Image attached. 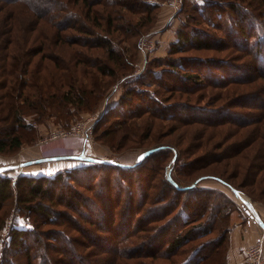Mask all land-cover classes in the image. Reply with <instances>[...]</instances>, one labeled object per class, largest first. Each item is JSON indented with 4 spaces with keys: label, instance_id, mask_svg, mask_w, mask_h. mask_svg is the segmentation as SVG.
<instances>
[{
    "label": "rangeland",
    "instance_id": "374dc122",
    "mask_svg": "<svg viewBox=\"0 0 264 264\" xmlns=\"http://www.w3.org/2000/svg\"><path fill=\"white\" fill-rule=\"evenodd\" d=\"M18 1L7 3L0 2V59L6 52L10 54V49L13 47L16 48L14 49L17 52L16 56L21 57L15 66L17 68V81L28 79L31 71L36 68H39L38 74L43 75L46 68L45 66L53 67L56 64L51 58L63 56L65 60L68 61L69 57L73 55L77 49L84 50L85 53L87 52L86 55H90L92 58L95 57V59H99L98 56L100 55L104 58L105 51L103 49L86 51L75 43L70 44L71 40H76V38H87V36H89L88 34L76 32L71 27L59 30V27H54L51 23L50 25L44 20H39L35 15L30 17L31 15L29 12L31 11L28 10L27 7L25 8L24 4L18 3ZM107 1L109 2L112 0ZM125 1L127 2L128 0ZM203 1L204 0H130V3L135 5L134 8L117 7L114 13L115 17H113L114 20H112L109 26L107 18H99V21L96 20L98 25L95 23L96 21H93L92 15L87 12L89 9L88 5L85 4V0H58V2L65 5V7H62L64 9H58L56 11L58 15L60 14L58 18L63 17L64 23H74V25H77L81 29L98 34V39H109L113 46L124 48V57H126L130 63L127 64L125 62V69H120L116 66L115 69L118 73L115 76L103 77V82L106 81L107 86L104 90V95L97 104H92V107L87 109L84 107L80 108L74 104H68V106H70V115L66 117L68 118L67 121H56V109L52 106L47 108V112L43 116L29 113L24 117V120L33 126L32 130L28 129L23 131L18 127L16 131L17 133L19 132L21 137L20 146L16 149L7 147V149L0 151V167L13 166L0 172V177H8L10 180L17 179V183L11 185L12 187L10 186V197L4 200L3 206L0 208V264H3V262H7V264H26L28 258L27 251L30 253V258L35 264H60V255L63 253L66 254L64 260H61V264H63L64 261L70 262V259L77 262L78 260L76 261L74 255L77 253L81 254L82 251H91V254H88V259L94 264H111V259L115 258L116 253H102L101 248L106 245L107 241L103 243L100 242L99 244L96 243L95 245V243H92L93 241L87 242L84 240L83 236L89 233L85 231V227L92 229L97 235L98 232L99 235L102 233L92 224L84 226L83 219H79V216L84 215L80 214L76 209L79 204L76 207L72 205L77 197L78 199H82L83 197L90 196L93 192V187L94 190L99 193L98 198H101V196L103 197L105 195V189H109L108 180L112 183L118 182L119 180L124 182L125 180L133 179L132 177L136 171L132 169L128 171L118 170L117 172L114 168L92 163L89 159L99 158L102 161H116L131 165L139 159V155L144 149L155 144L168 143L169 145L183 149L184 146H187L192 141L189 142L188 136H184L181 140L179 135L183 133L182 131L199 130L201 126H199L198 123L183 125L182 122H180L181 117L191 114H202L200 116L202 117L204 114H211L209 112L205 113V109H211V107L215 108L219 105L227 107L225 106V102L219 99L214 100L211 96H215L218 91L227 92L232 86H225L222 88L203 86L200 90L185 92L183 90L184 88L188 89L192 86L184 73L188 71L195 73L193 70H196L201 73L204 80L213 81L223 79L224 75L220 76V73H218L219 76L218 74L212 75L208 73V66L212 63L210 61L216 58L222 59L225 61L224 63H229V65L242 64L248 72L255 67V58L253 55L246 53L248 47L241 40V36H238V33L242 36L244 34L250 35L247 37V40L244 36L242 37L248 43L254 42L258 38V36H254V33L259 34L261 41H264V0H233L239 2L241 6H249L248 9L252 10V16L257 21L256 23L253 19L254 25L250 22L251 17L249 15L243 20L239 12L233 13L232 10L225 9L223 5L227 6L228 0H207L210 1V4L215 1H217V3L218 1H222L223 4L219 6L216 5L214 10L217 9V13L208 15H206L205 11L203 12L201 9H198L200 6H203ZM233 1L230 0V2ZM250 1H252V3H250ZM141 2L146 4V8ZM128 3L129 1L125 3V5L128 6ZM204 6H206V4ZM103 7L104 5L101 3L94 4L93 6V8L98 10H103ZM177 7H179V9L182 7V9L179 11ZM9 16L15 17L8 19ZM36 21H38V25L36 28L31 29V26H33ZM249 26L253 28L252 31L248 28ZM11 27L14 30L18 29L19 32L17 35L20 39L17 38L16 40V38H12V35L15 34L14 32L7 35V31ZM178 30L182 32L183 30H193L196 34V38L200 37V40L201 38H203V40L208 38L207 42L209 41V44H212L211 46L213 48H199L195 40L185 42L182 41L183 39H178ZM41 31H43V34H41L43 35L42 38L39 35ZM143 36H146L148 46H150L145 54H143L137 46V41ZM22 37H24L23 40H21ZM14 41H16L15 44ZM40 41L42 43H40ZM176 41L179 42L176 43ZM40 46H42V49ZM173 47L177 48V50L170 53L169 50ZM255 49L258 48L256 47ZM34 52L36 54L32 55ZM257 53L259 54L260 52L257 51ZM263 53L264 48L262 49V55ZM43 54L45 56H42ZM124 57L123 61L125 60ZM196 57H200L202 60ZM27 59H29V61L24 63L25 66L21 64ZM173 59L178 60V72L174 66L171 68V66L168 65V61H173ZM205 60L207 61L205 62ZM4 62L9 66L5 69V72H7L10 68V65H8L10 61L7 59V61ZM70 63H72V61ZM199 65H201L202 68L198 69ZM41 66L42 69L40 68ZM78 66H83V64H78ZM26 68L27 71H24ZM163 68L171 70H166V72L165 70H161ZM143 70L144 72L142 74ZM2 73L0 69V83L5 79L14 82V79H12L10 75ZM149 73H152L151 77ZM153 75L160 76V78L155 80ZM250 85L254 86L252 92H262L261 94L258 93V98H261L262 95L264 96V92L262 91L264 90V85L262 83L257 84L254 82ZM131 86L144 89L143 95H148L149 97H155L156 94L154 93V89L159 90L160 87L174 86V89H179L174 92H161V96L166 98L167 101L165 103L167 105L164 107L154 108L151 106L150 108V106L147 105L148 102L143 98V95L140 97L142 101H137L139 108L145 109V107H147L152 113L157 115L159 114L158 112L163 111L166 117L171 118L165 117L161 119L157 118L155 115H149L146 112L139 116L123 115V113L128 114L130 110L123 108V106L120 109L116 107L119 106L120 99L125 94V89ZM238 86L240 90L246 87V85ZM114 87L116 89H113ZM146 88L150 90V94L147 93ZM2 90L3 89H0V92ZM0 98L5 97L1 96ZM134 98L136 97L132 95L130 100ZM200 106H203V108H200ZM107 108L109 110L105 115L109 122L102 126L109 125L108 123L112 121V123H114V126L112 124V128L118 129L115 133L116 136H110V138L101 137V134H99L100 129L95 128L96 119ZM226 110V108L222 110L224 115H226V112H229L230 109ZM235 110L244 113L243 109L235 108ZM1 114L0 116L4 115L2 112ZM7 122L8 121H2L0 119V138L4 137L9 131L11 132L12 125ZM73 127L74 130L71 131ZM126 127L131 130L128 131L125 129ZM245 129L246 128H241L240 134H243ZM84 133L87 135H84ZM179 139L180 141L176 142ZM249 149L250 150L247 149L244 151V153L254 152L251 151V148ZM244 153H241V156L238 155V159L240 158L241 161L244 159ZM176 157L172 165H166L165 167V172L167 174L171 173L175 177L179 174L177 166L185 163L184 155H180L179 153ZM223 159H226V156H224ZM223 165L222 163H214L208 168L219 170L221 167L220 169L223 171ZM66 169H70L71 175L66 178L67 180L65 182L62 181L59 185L52 183L50 186H48L47 181L42 183V187L45 189L47 187L48 192H46V194L32 196V198H29L30 200L25 201L24 204L22 201L24 197L22 196L26 191L23 192V188L28 190L32 182H37L28 178L31 177L35 179L36 177L43 176L50 178L57 172H60V170ZM160 173H162V170ZM190 175H187L186 179H183V183H187L192 179L194 175ZM235 178L240 181L241 188L246 190V192H254V194H252L253 197H251L244 191H240L243 196H246L248 201L252 202L255 209L253 212L256 213L259 211L264 214V180L261 182H252L249 180V175L243 177L241 173L239 176H235ZM161 179L151 176L143 178L142 182L145 183L143 190L149 192L154 191L155 195L161 194L162 191L158 190L162 188L163 182ZM148 184L156 185L157 188L148 189ZM195 184L200 188L205 189L206 187L217 191H223L234 204L235 209L231 214L243 217V221L245 217L249 218L245 209H249L250 206L238 199L236 192L239 191L227 187L221 181L219 182L210 176H205V178L197 181ZM88 185L93 187L88 189ZM118 185H120V182H118L117 187ZM121 185L124 186L122 183ZM133 191L135 197L140 194V189L137 188V186H135ZM120 192H122L121 198L125 200L127 192L123 191V189ZM105 199H107V195ZM61 201H66L68 206H63V202ZM19 203L32 206V215L29 216V213L27 214L30 219L22 215L19 216L16 208ZM119 204L120 203H117L115 205L112 201V205L115 206V209L121 210L122 206ZM133 205H136L135 202ZM164 207L165 205L162 203V210ZM38 210L43 211V213L41 214ZM122 215L123 213H115L114 218L118 219ZM256 218L257 217L254 215V220ZM33 225L35 227L34 231L30 233L27 230H31ZM13 226H20L27 230L21 236V244H11L8 246V242L12 240L11 235ZM52 237H58L57 241L53 239L55 241L53 242ZM101 238H104V235H102ZM109 241H111V239ZM80 242L89 245L92 243L93 245L81 246ZM47 243L49 244L45 246ZM62 244H64V249L61 250L60 247H62ZM97 245L100 249L94 247ZM189 245L190 243L186 244L183 248L184 252L181 255L178 254L176 257L170 256L168 259L164 258V260L149 257L144 258L143 260L145 262L143 263H177L191 252ZM109 247L110 246H106L107 249H109ZM189 255H191V253H189ZM245 256L248 263L251 264L246 253ZM45 258H47V260ZM119 259H121V257Z\"/></svg>",
    "mask_w": 264,
    "mask_h": 264
},
{
    "label": "trees",
    "instance_id": "16d2710c",
    "mask_svg": "<svg viewBox=\"0 0 264 264\" xmlns=\"http://www.w3.org/2000/svg\"><path fill=\"white\" fill-rule=\"evenodd\" d=\"M12 1L18 0H0L1 3ZM85 1L89 9L87 12L92 15L93 21H99V18H107L109 26L112 20H114L113 17H115L114 13L117 7L131 9L135 6L130 3V0H128V6L125 5V3L128 2L125 0H112L109 2L107 0ZM18 3L24 4V7H27L28 10L31 11L29 12L31 15L30 17L35 15L39 20H44L49 24L51 23L54 27H59V30L71 27L76 32L88 34L89 36H87V38H76V40H71L70 44L75 43L86 51L103 49L105 51V56L103 58L100 55L98 56L99 59H95V57L92 58L90 55H86L87 52L85 53L84 50L77 49V51L69 57L68 61H66L63 56L51 58L56 64L53 67L45 66L46 68L44 67L45 72L43 75L38 74L39 68H36L31 71L28 79L17 81V68L15 66L21 57L16 56L17 52L14 50L16 49L15 47L10 49V54L7 52L3 54L0 59L1 73L3 71V73L10 75V77L14 79V82L5 79L0 83V89H3L0 92V97H5L0 98V114L1 112L4 113L3 116H0V119L2 121H8L7 123L12 125L11 132L9 131L5 134V138H0V151L7 149V147L16 149L20 146L21 137L19 132L17 133L16 131L18 127L23 131L28 129L32 130L33 126L24 120V117L29 113L43 116L47 112V108L52 106L56 109V121H67L68 118L66 117L70 115V106H68V104H74L75 106H79L80 108L84 107L85 109L91 108L92 104H97L104 95V90L107 86V82H103V77L115 76L118 73L115 69L116 66L120 69H125V62L127 64L130 63V61L124 57V48L113 46L109 39H98V34L81 29L77 25H74V23H64L63 17L58 18L60 14L58 15L56 11L58 9L62 10L64 9L62 7H65V5L58 2V0H19ZM99 3L104 5L103 10L93 8L94 4ZM141 3L146 8V4L143 2ZM216 3L217 1L210 4V1L204 0L202 3L203 6H200L198 9H201L203 12L205 11L206 15L211 13L215 14L218 12L217 9L214 10L216 5L219 6L222 4V1ZM250 3H252V1H250ZM205 4L206 6H204ZM223 7L232 10L233 13L239 12L243 20L249 15L251 17L250 22L254 25V19L257 23L256 19L252 16V10L248 9L249 6H241L237 1L230 2V0H228V5H223ZM12 17L9 16L8 19ZM38 21L31 26V29L36 28ZM97 21L95 23H97ZM251 27L249 26L248 28L252 31L253 28ZM178 31V39H183L182 41L190 42L195 40L199 48H213L211 46L212 44H209V41L207 42L208 38L206 40H203V38L200 40V37L196 38V34L193 30ZM13 32L15 34L12 35V38H16L17 40V38H19L17 35L19 32L18 29L14 30L11 27L7 31V35ZM41 34H43V31L39 34L42 38L43 35ZM238 34L248 47L246 53L253 55L255 58L254 69L248 72L242 64L229 65V63H224L225 61L222 59L216 58L210 61L212 63L208 66V73L212 75L220 73V76L224 75L223 79L213 81L204 80L201 73L196 70H193L195 73H191L192 71L184 73L192 86L189 87L190 89L184 88L183 90L185 92H194L202 89L203 86L222 88L232 85L229 91H218L215 96H211L214 100L219 99L225 102V106L227 107L219 105L215 108L211 107V109H205V113L209 112L211 114H204L202 117H200L202 114H191L181 117L180 122H182L183 125L198 123L199 126H201L199 130H184L182 131L183 133L179 135L181 140L184 136H188L189 142L192 141L190 144L184 146L183 149H179L176 146L175 149L174 146L168 143L155 144L144 149L139 155V159L131 165L116 161V163H113V161H102L99 158L89 159L92 163L109 166L110 168L116 169L117 172L118 170L128 171L132 169L136 171L132 177L133 179L125 180L124 182L119 180L118 182H120V185H118V187V182L112 183L108 180L109 184L106 183L110 187L108 186L109 189H105V195L103 197L101 196V198H98L99 193L94 190V187L88 185V189L93 187L92 194L82 199H78L77 197L72 205L76 207L79 204L76 209L80 214L84 215L79 216V219H83L84 226L92 224L102 233L99 235L98 232L97 235L92 229L85 227V231L89 232L86 233L85 236L89 239L83 236L84 240L87 242L93 241L92 243H95V245L96 243L99 244L100 242L103 243L107 241L106 245L101 248L102 253H116L115 258L111 259V264H145L143 263L145 262L143 260L144 258L150 257L164 260V258L168 259L170 256L176 257L178 254L181 255L184 252L183 248L188 243H190L189 247L191 248V252L189 253H191V255L188 253L187 256L179 261L181 263L177 262L173 264H227L226 257L229 248V230L231 226L230 216L235 209L234 204L223 191H217L206 187L205 189L200 188L192 183L202 180L205 176H210L219 182L221 181L229 188H233L239 192L244 191L247 195L253 197L252 194H254V192H246V190L241 188V183L239 180H236L235 176H239L241 173L243 177L249 175V180L252 182H261L264 180V96L262 95L261 98H258V93L261 94L262 92H252L254 86L250 85L254 82L264 85V53L262 55L264 41H261L259 34L254 33V36H258V38L254 42L248 43L246 40L250 35L244 34L245 40L240 33ZM23 39L24 37L21 38V40ZM177 42L179 41H176V43ZM15 43L16 41H14V44ZM40 43L42 42L40 41ZM42 46H40L41 49ZM256 47L258 49H255ZM176 50L177 48L173 47L169 52L172 53V51ZM257 51L260 53L258 54ZM35 54V52L32 53V55ZM42 56L45 55L43 54ZM123 57L125 59L124 61ZM196 58L202 60L200 57ZM7 59L10 61L8 64L10 68L5 72V69L9 67L4 62L7 61ZM28 61L29 59L24 60L21 64L25 66L24 63ZM69 61H72V63ZM206 61L207 60H205V62ZM78 64H83V66H78ZM168 65L171 66V68L174 66L178 72V60H169ZM40 68L42 69V66ZM200 68H202L201 65L198 66V69ZM161 70L166 71L171 69L163 68ZM24 71H27V68L24 69ZM143 72L144 70L142 74ZM151 74L149 73L150 77L152 76ZM153 76L155 80L160 78V76L157 75ZM238 85H246V87L240 90ZM176 90L179 89H174V86L160 87L159 90L154 89V93L156 94L155 97H149L148 95H143L144 89L131 86L125 89V94L120 99L119 106L116 108L120 109L123 106V108L130 110L128 114L123 113V115L139 116L146 112L149 115H155L157 118L164 119L166 116L163 111L158 112L159 114L157 115L152 113L147 107L141 109L137 101L141 102L142 100L140 97L143 95V98L148 102L147 105H149L150 108L151 106L154 108L164 107L167 105L165 104L167 101L161 94L164 91L174 92ZM146 91L150 94L149 89L146 88ZM262 91L264 92V90ZM131 94L136 98L130 100ZM193 106L197 107L196 105ZM200 108H203V106H200ZM225 108L227 110L230 109L229 112H226V115H224L222 111L225 110ZM235 108L243 109L244 113L235 110ZM108 110L107 108L96 119L95 128L100 129L99 134H101V137L110 138V136H116L115 133L118 129L112 128V124L114 126L112 121L108 123L109 125L102 126L109 122L105 115ZM241 128H246L243 134H240ZM125 129L128 131L131 130L127 127ZM179 141L180 139L176 142ZM249 148L254 152L244 153L247 149L250 150ZM147 150L151 151L146 152ZM179 153L180 155H184L185 163L177 166L179 174L175 177L171 173L167 174L165 172V167L166 165H172L175 157ZM241 153H244L243 157L245 160L243 159L241 161L240 158L238 159V155L241 156ZM224 156H226V159L229 158V161L223 159ZM141 157H143V159H140ZM214 163L224 164L223 171L220 169L221 167L219 170L208 168ZM161 170L162 173H160ZM190 174L194 175L192 179L187 183H183V179H186V176ZM69 175H71V171L70 169H66L60 170V172H57L50 178L44 176L36 177L35 179L31 177L28 178L37 182H32L28 190L23 188V192H26L23 193L22 197L24 198L22 201L25 204V201L30 200L29 198H32V196L46 194L48 188H43L42 183L47 181L48 186L52 183L59 185L60 182H65ZM147 176L160 179L162 176V188L158 189L162 191L161 194L155 195L154 191L149 192L143 190L145 183L142 182V179ZM16 183L17 179L10 180L8 177H0V208L3 206L4 200L10 197V186ZM121 183L124 184V186H122ZM135 186L140 189V194H138L137 197L133 194ZM147 188L156 189L157 186L148 184ZM122 189L127 192L125 200L121 198L122 192L120 191ZM106 195L107 199H105ZM112 201L115 205L120 203L119 205L122 206V209H115V206L112 205ZM61 202H63V206H68L66 201ZM134 202L136 205H133ZM162 203L165 205L163 210ZM16 208L19 216L22 215L27 218L28 213L29 216L32 215L31 205L26 206L19 203ZM38 212L41 214L43 213V211L39 210ZM115 213H123V215L116 219L114 218ZM34 228V225L31 230H27L20 226H13L11 235L12 240L8 242V246L11 244H21L20 239L22 234L25 233L26 230L32 233ZM102 235H104V238H101ZM53 239L57 241L58 237H52V240ZM110 239L111 241H109ZM55 241L53 240V242ZM92 243L89 245L80 242L81 246H91L93 245ZM48 244L49 243L45 244V246ZM106 246H110L109 249H107ZM94 247L100 249L98 245ZM60 249H64V244H62ZM65 254L66 253L60 255V264L61 260H64ZM88 254H91V251H82L81 254L77 253L74 255L76 261L78 260L77 262L70 259V262L64 261L63 264H94L88 259ZM27 256L26 264H35L31 260L28 251ZM117 257H121V259ZM47 258L45 259L47 260ZM3 264H7V262H3Z\"/></svg>",
    "mask_w": 264,
    "mask_h": 264
},
{
    "label": "crops",
    "instance_id": "0c3cea01",
    "mask_svg": "<svg viewBox=\"0 0 264 264\" xmlns=\"http://www.w3.org/2000/svg\"><path fill=\"white\" fill-rule=\"evenodd\" d=\"M257 212L255 220L245 217L244 221L243 217L231 214L227 264H249L244 253L245 248L257 238L264 236V214Z\"/></svg>",
    "mask_w": 264,
    "mask_h": 264
},
{
    "label": "built area",
    "instance_id": "2783aa9c",
    "mask_svg": "<svg viewBox=\"0 0 264 264\" xmlns=\"http://www.w3.org/2000/svg\"><path fill=\"white\" fill-rule=\"evenodd\" d=\"M177 8L179 9V7ZM137 46L139 50L143 54H145L146 50L150 47L148 46V41H147L146 36H143L142 38L138 40ZM113 89H116V88L114 87ZM73 130H74V127L71 129V131ZM85 134L86 133H84V135ZM246 210H247L246 214L249 217L248 219L254 220V215H255V213L253 212L254 210L252 208L245 209V211ZM245 253L247 254V257L249 258V260L251 261V264H264V236L257 238L255 241L247 245V247L245 248Z\"/></svg>",
    "mask_w": 264,
    "mask_h": 264
},
{
    "label": "water",
    "instance_id": "95a60500",
    "mask_svg": "<svg viewBox=\"0 0 264 264\" xmlns=\"http://www.w3.org/2000/svg\"><path fill=\"white\" fill-rule=\"evenodd\" d=\"M149 151H151V150H147L146 152H149ZM113 163H116V162H113ZM11 167H13V166H2V168H4V169H8V168H11ZM192 184H195V182H193ZM243 201H244L243 203H245L246 205L250 206V208H252L254 210V207L252 205V202H250L248 200H243ZM246 212H247V210H246Z\"/></svg>",
    "mask_w": 264,
    "mask_h": 264
},
{
    "label": "bare ground",
    "instance_id": "6f19581e",
    "mask_svg": "<svg viewBox=\"0 0 264 264\" xmlns=\"http://www.w3.org/2000/svg\"><path fill=\"white\" fill-rule=\"evenodd\" d=\"M236 195H237L238 199H239L240 201H242V202H243V200H247L246 196H245V195L243 196V194H241L240 192H236ZM252 211H253V210H252ZM252 211H251V212H252Z\"/></svg>",
    "mask_w": 264,
    "mask_h": 264
},
{
    "label": "snow or ice",
    "instance_id": "6c2138e0",
    "mask_svg": "<svg viewBox=\"0 0 264 264\" xmlns=\"http://www.w3.org/2000/svg\"><path fill=\"white\" fill-rule=\"evenodd\" d=\"M140 159H143V157H141ZM3 171H5V169L0 167V172H3Z\"/></svg>",
    "mask_w": 264,
    "mask_h": 264
}]
</instances>
